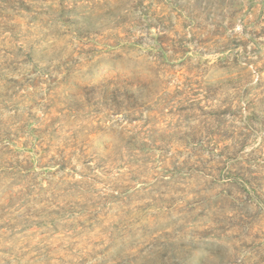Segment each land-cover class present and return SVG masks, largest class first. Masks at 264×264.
Here are the masks:
<instances>
[{
	"label": "rangeland",
	"instance_id": "1",
	"mask_svg": "<svg viewBox=\"0 0 264 264\" xmlns=\"http://www.w3.org/2000/svg\"><path fill=\"white\" fill-rule=\"evenodd\" d=\"M0 264H264V0H0Z\"/></svg>",
	"mask_w": 264,
	"mask_h": 264
}]
</instances>
